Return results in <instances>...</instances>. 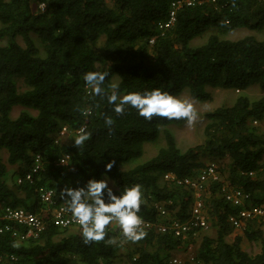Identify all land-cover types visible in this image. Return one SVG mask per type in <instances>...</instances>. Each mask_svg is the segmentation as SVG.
I'll list each match as a JSON object with an SVG mask.
<instances>
[{"label":"trees","instance_id":"trees-1","mask_svg":"<svg viewBox=\"0 0 264 264\" xmlns=\"http://www.w3.org/2000/svg\"><path fill=\"white\" fill-rule=\"evenodd\" d=\"M171 1L0 0V209L22 206L45 222L38 237L25 241L0 234V264H167L190 244L181 264H264V223L253 219L234 232L227 218L237 207L218 190L225 183L249 193L246 204L264 202V96L244 92L252 85L264 91V0H195L160 29ZM236 28L262 35L220 37ZM205 34L203 43L193 44ZM87 71L109 73L105 93L113 84L120 94L186 90L196 102L209 101L213 87L239 93L232 103L206 111L200 134L182 147L174 125L186 119L145 120L132 108L117 115L106 96L86 85ZM106 115L114 119L111 128ZM63 126L67 131L59 134ZM82 126L90 136L76 146ZM145 142L159 148L139 161ZM65 154L69 159L59 163ZM36 155L40 169L29 182L24 175ZM206 160L219 176L201 197L211 235L190 232L182 239L158 231L157 222L188 219L195 194L176 179L194 178L210 164ZM105 177L117 195L123 186L141 185L138 215L149 222L140 226L142 239L125 240L112 222L104 240L85 244L80 226L52 222L42 189H53L54 205L66 206L64 187ZM158 206L166 212L162 217Z\"/></svg>","mask_w":264,"mask_h":264},{"label":"clouds","instance_id":"clouds-1","mask_svg":"<svg viewBox=\"0 0 264 264\" xmlns=\"http://www.w3.org/2000/svg\"><path fill=\"white\" fill-rule=\"evenodd\" d=\"M108 75L109 73L106 71H87L84 73L83 79L86 85L91 88L93 94L99 95L101 96V98H103L104 96L107 97L108 104L112 106V111L117 115L124 113L127 108H132L135 109L137 114L143 117L145 120H151L154 116L167 118L169 120L171 119L179 120L184 118L186 119V122L188 124H192L197 118V113L194 109V106L188 99L182 98L177 95H173L169 91L162 90L161 88L158 87L151 89L145 88L139 91H129L127 93L120 94V92L117 90L118 85L113 84L111 85L113 90L110 93H105L102 85L104 84L105 78ZM89 111L90 109L84 110L85 114ZM104 124L106 127L111 128V126L114 124L113 117L111 115H106L104 117ZM89 136L90 133L81 127L80 129H78V132L74 137V144L76 146L82 145L89 138ZM105 167L106 169H111L112 164L108 163L105 165ZM30 170L31 168L29 169V171ZM32 180H33V175H31V181L29 180L28 181L32 182ZM225 185L228 188H234L227 184ZM142 195L143 193L141 190V185L139 183H135L130 186L127 185L123 186L120 189L119 194L118 195L115 194L112 188L108 186L107 177L99 180L91 178L88 179L87 182L82 187H76V188L64 187L61 190V198L65 200L66 206L65 205L64 206L66 207V211L69 212L71 214V217L79 224V225H70V226H80L81 228L80 235L85 244L94 241L104 240L106 236V231H105L106 226L112 222L118 224L121 234L125 240L137 241L142 239L145 235V232L140 226L142 225L144 220H142V218L138 215L140 211V205L143 202ZM219 195L221 196L220 192ZM228 203L232 207H235L230 202ZM59 205H63V204H59ZM52 206H57V205L53 204ZM14 207H22V206H14ZM51 207L50 206L48 207L46 205V208L49 211L50 216H51V211H50ZM35 214L39 216L38 213ZM204 214L206 217L205 208H204ZM50 218L52 220V217ZM41 219L43 220V218ZM5 222L7 221H3L2 223ZM207 222L209 226V221L207 220ZM7 223L12 226L13 230L5 231L0 234L9 233L14 237L16 242L25 241L29 239V238L20 239V233L23 231V228L21 226L17 224L18 225L17 228V225L15 223L12 222H7ZM244 226L245 225L238 227L236 229H243Z\"/></svg>","mask_w":264,"mask_h":264},{"label":"built area","instance_id":"built-area-1","mask_svg":"<svg viewBox=\"0 0 264 264\" xmlns=\"http://www.w3.org/2000/svg\"><path fill=\"white\" fill-rule=\"evenodd\" d=\"M194 3L195 0H172L169 6L168 18L166 21L159 24V28H168L175 20L178 8L183 5L190 6ZM151 41L152 39H150V42ZM82 128L84 127L82 126ZM65 130L66 128L62 127L59 134H63ZM68 158V154L63 155L59 159V163H66ZM34 161L35 162L31 167V170L24 177L26 180L31 181V173L38 171L40 168L39 155L35 156ZM170 177L175 178L171 174L165 175V178ZM218 179L219 176L213 163L208 164L207 167L194 178L186 177L183 179H176L177 184L191 187L195 194V199L190 210V216L184 221L173 220L170 225L157 222L156 226L158 231L164 232L169 229L175 237L184 239L190 232L195 234L197 229H205L208 227V222L204 214V203L201 197L205 187L213 181H218ZM21 180V178L17 179L19 183ZM219 192L225 201L230 202L233 206L237 207V211L235 213L228 215V221L232 227H241L245 225L248 220L252 219L264 222V203L257 205L246 204V200L249 198V193L239 188H228L225 184L220 185ZM53 197V189L45 188L41 190V200L48 207H51L54 204ZM157 209L159 211V216L162 217L165 215L166 212L161 206H158ZM50 211L53 222L58 226L67 227L70 225H79L71 217V214L66 211V207L64 205L52 206ZM2 220L15 223L16 225L18 224L23 228V231L20 233V239L38 237L45 226L44 221L39 216L22 207L5 206L0 210V233L12 231V226L7 222L2 223ZM141 226H149V222L143 221ZM181 262L182 259L179 256H173L168 260L167 264H181Z\"/></svg>","mask_w":264,"mask_h":264},{"label":"rangeland","instance_id":"rangeland-1","mask_svg":"<svg viewBox=\"0 0 264 264\" xmlns=\"http://www.w3.org/2000/svg\"><path fill=\"white\" fill-rule=\"evenodd\" d=\"M254 33L255 35L261 37L262 34H260V32H254V31H250L248 29H244V28H236L233 29L231 31H228L226 33H223L220 37L222 38H229V39H236L239 38L241 36H243V34L245 33ZM208 34H205L204 36L201 37H195L192 41L193 44H201L206 40V36ZM210 93H211V99L209 101L206 102H196L194 101L190 95L188 94V92L186 90L181 91L177 96H180L182 98H186L188 99L194 106V109H196L197 111V118L196 120L192 123V124H188L186 121L178 124V125H174L176 126V137L178 140V143L180 146L182 147H187L188 145L194 143L193 140L196 138V136L198 135V133L200 134V130L203 128L204 123L206 122L205 116L203 115L206 111L211 110L212 108H215L217 106H220L222 104H230L234 101L236 95L239 93L237 90H233V89H221V88H209ZM246 94H248L250 96V98H256V97H260V96H264V91H261L256 85L255 86H250L248 89H246L244 91ZM262 126H264V122L262 124ZM144 152L141 156V158L139 159V161H143L148 159L150 156L154 155L157 150H158V146L157 143L156 144H151L150 142H145L144 145ZM5 157L6 160V155H3ZM203 159V158H202ZM137 162H139L138 160H136ZM136 161H134V163H136ZM207 163H210L209 160H206ZM133 165L132 162L129 163V166L131 167ZM128 166V167H129ZM7 172H8V176L12 175L13 170H11L10 167H7ZM208 227H211V225L209 224ZM212 229L209 228L208 232L211 231ZM234 232H237L236 230H233ZM188 248L190 249V251H192V245H188ZM186 248V250H184L183 252H177L175 254L176 256H179L182 260L184 259V257H186L189 253V249ZM185 254V255H182Z\"/></svg>","mask_w":264,"mask_h":264},{"label":"crops","instance_id":"crops-1","mask_svg":"<svg viewBox=\"0 0 264 264\" xmlns=\"http://www.w3.org/2000/svg\"><path fill=\"white\" fill-rule=\"evenodd\" d=\"M9 167L11 168V170H14V166H13V165H10ZM209 228L212 229V227H206L205 229L199 228V229L196 231L195 236H197V234H198L199 232H201V233H206V234L211 235L212 230L208 232ZM233 229L236 230V231H241V229H236V228H233ZM182 255H183V254H182Z\"/></svg>","mask_w":264,"mask_h":264}]
</instances>
